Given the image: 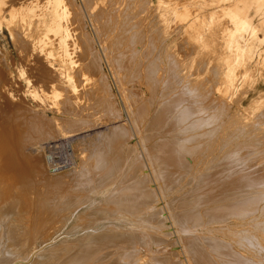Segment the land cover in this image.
Masks as SVG:
<instances>
[{
  "label": "rangeland",
  "instance_id": "obj_1",
  "mask_svg": "<svg viewBox=\"0 0 264 264\" xmlns=\"http://www.w3.org/2000/svg\"><path fill=\"white\" fill-rule=\"evenodd\" d=\"M19 1L0 0V125L29 171L9 186L43 208L78 196L47 241L91 236V264H264V0ZM33 40L53 75L28 67ZM24 101L34 119L8 120Z\"/></svg>",
  "mask_w": 264,
  "mask_h": 264
},
{
  "label": "bare ground",
  "instance_id": "obj_2",
  "mask_svg": "<svg viewBox=\"0 0 264 264\" xmlns=\"http://www.w3.org/2000/svg\"><path fill=\"white\" fill-rule=\"evenodd\" d=\"M11 1V0H10ZM23 1V6L25 7V10L27 9L29 12L31 10V8L33 7V5H30L31 3L27 4L29 1L31 0H22ZM34 1V0H33ZM36 1V0H35ZM34 1V2H35ZM39 1V0H38ZM13 2V1H12ZM15 2V0H14ZM20 1L18 0V3ZM32 2V1H31ZM41 2V1H40ZM44 2V1H43ZM48 2V1H47ZM51 2V1H50ZM16 3V2H15ZM33 3V2H32ZM36 3V2H35ZM42 3V2H41ZM59 3V2H58ZM63 3V2H62ZM34 4V3H33ZM46 4V3H45ZM48 4V3H47ZM60 4V3H59ZM199 4V3H198ZM11 6V3L9 4ZM17 5V4H16ZM53 5V4H52ZM56 5V4H55ZM204 5V4H203ZM13 6H14V3H13ZM32 6V7H31ZM36 6V5H35ZM9 7V6H8ZM24 7H19L20 10L21 8L23 9ZM37 7V6H36ZM47 7V6H46ZM56 7V6H55ZM16 8V6H15ZM61 8V7H60ZM11 9V8H10ZM30 9V10H29ZM33 9V8H32ZM35 9V7H34ZM39 9V8H38ZM15 10V9H14ZM5 12L6 9H4ZM3 11V12H4ZM13 10H11L12 12ZM33 11V10H31ZM14 12V11H13ZM16 12V11H15ZM14 12V13H15ZM24 12H27V11H23ZM62 12V11H61ZM10 13V12H9ZM20 12H18V15H19ZM22 13V12H21ZM28 13V12H27ZM56 14V13H55ZM0 15H2L0 13ZM12 17H13V14H11ZM25 15V14H24ZM35 16V15H34ZM58 16V15H56ZM15 17V15H14ZM19 17V16H18ZM2 18V16H1ZM9 18V17H8ZM17 17H15L16 19ZM25 18V17H24ZM114 18V17H113ZM237 18V17H236ZM13 19V18H12ZM44 19V18H42ZM14 20V19H13ZM12 20V21H13ZM4 21V20H3ZM11 22V19L8 20ZM19 21V23H21L22 21L17 20ZM5 22V21H4ZM7 22V21H6ZM5 22V23H6ZM9 23V24H10ZM23 23V22H22ZM22 23L21 25L19 24V26H22ZM14 24H15V21H14ZM18 24V23H17ZM69 24V23H68ZM8 25V23H7ZM9 26V25H8ZM24 26V25H23ZM28 26V25H26ZM25 26V27H26ZM30 26V25H29ZM38 26V24H37ZM39 26H43L44 25H39ZM47 26V25H46ZM13 27V26H12ZM16 27V24L14 26V28ZM58 27V26H57ZM64 27V26H63ZM239 27V26H238ZM8 28V27H7ZM27 28V27H26ZM31 28V26H30ZM40 28V27H39ZM245 28V27H244ZM16 29V28H15ZM21 29H23V27H21ZM28 29V28H27ZM34 27L31 29L33 30ZM36 29V28H35ZM43 29V28H42ZM47 29V28H46ZM9 30V29H8ZM10 31V30H9ZM13 31V30H12ZM17 31V30H16ZM22 31V30H21ZM26 31V29L24 30ZM30 30L28 29V31L26 32V34H28ZM35 30H33V33H34ZM240 31V29H239ZM244 31V30H243ZM18 32V31H17ZM31 32V31H30ZM45 33V30L42 31ZM11 33V31H10ZM14 33V32H13ZM36 33V32H35ZM41 33V32H39ZM24 34V33H23ZM11 35V34H10ZM21 35H22V32H21ZM33 35V34H32ZM35 35V34H34ZM38 35V34H37ZM36 35V36H37ZM43 35V34H42ZM41 35V37H42ZM16 36V33L14 35V38ZM27 36V35H26ZM35 36V37H36ZM45 36V35H44ZM190 36V35H189ZM12 37V35H11ZM24 38V36H22ZM34 37V36H33ZM27 38V37H26ZM38 38H40L38 36ZM20 39V38H19ZM43 38H40L38 41L39 43L41 42L42 43V40ZM46 39L45 41H47V37L45 36ZM17 40V39H16ZM32 40V39H31ZM36 40V39H34ZM34 40L32 41L33 43H31L29 41V43H27L28 45H26L27 47V61H28V64H30V62H41L39 63V65L41 67H38V68H41L40 70H42V72H45L46 71L48 72L47 74H49V67H50V62H43L44 60L48 59L50 56H48V49H47V53L45 51H43L42 47H40L39 45H36ZM36 41V43H38ZM66 41V40H65ZM44 42V41H43ZM49 42V40L47 41ZM52 42V41H51ZM50 42V43H51ZM228 42V41H227ZM18 43V42H17ZM40 43V44H41ZM46 44L44 45L45 48L47 47H50L52 44ZM57 43V42H56ZM15 44V42H14ZM17 45V44H16ZM43 46V47H44ZM47 46V47H46ZM55 47V46H54ZM68 47V46H66ZM58 48V47H57ZM56 49V48H55ZM60 49V48H59ZM46 50V49H45ZM50 51H51V48H50ZM22 52V51H21ZM55 52V51H54ZM60 52V51H58ZM52 53V52H51ZM125 53V52H124ZM26 54V53H25ZM22 55V54H21ZM53 55V54H52ZM56 55V54H55ZM24 56V54H23ZM46 56L48 58H46ZM140 56V55H139ZM69 58V57H68ZM52 59V58H51ZM56 59V58H55ZM21 60V59H20ZM23 61V60H22ZM21 61V63H22ZM26 61V62H27ZM52 61V60H51ZM56 61V60H55ZM25 62V61H23ZM11 65L13 64L12 61L10 63ZM32 65V63L28 66L30 67ZM37 65V64H36ZM36 65L33 67L35 68ZM0 66H3L4 69L8 70V67L6 65V62H4V54H2L0 52ZM21 66V65H20ZM27 66V65H26ZM38 66V65H37ZM17 67V66H16ZM22 67L23 64H22ZM31 67V68H32ZM27 68V67H25ZM37 68V67H36ZM42 68H44L46 71H44ZM10 69V68H9ZM16 68H14L15 70ZM30 69V68H29ZM56 68H54L55 70ZM114 69V68H113ZM50 70H52L54 72V70L50 67ZM5 71V70H4ZM58 71V70H57ZM12 72V71H11ZM10 72V73H11ZM52 72H50L49 76L50 75H53V73L51 74ZM3 76V75H2ZM42 76V74H41ZM10 74H6L2 77V80L0 82V106H2V102L3 100H6L7 98V93L8 91L6 90V82L7 80L9 79ZM44 77V76H43ZM42 77V78H43ZM46 77V76H45ZM44 77V78H45ZM51 77H55V76H51ZM142 77V76H141ZM38 80H40V75H38V77H36ZM46 78H49V77H46ZM12 79V78H11ZM54 79V78H53ZM70 79V78H69ZM18 80V78H17ZM29 80H31L29 78ZM56 80V78H55ZM10 82V80H9ZM35 82V81H34ZM49 82V81H48ZM55 82V81H54ZM61 82V81H60ZM66 82H70L68 80H66ZM72 82V81H71ZM11 83V82H10ZM7 82V85L9 87V84ZM31 83V82H30ZM36 83H37V80H36ZM44 83V82H42ZM62 83V82H61ZM26 84V83H25ZM41 84V83H40ZM56 85V84H55ZM12 86V84H11ZM31 86V85H30ZM220 86V84H219ZM11 88V87H10ZM10 88H7V89H10ZM13 88V87H12ZM31 88H34L31 86ZM43 88V87H42ZM40 89V88H39ZM13 90V89H12ZM26 90V89H25ZM32 90V89H31ZM7 91V92H6ZM10 91V90H9ZM37 91V90H36ZM41 91V89H40ZM53 91V90H52ZM56 91V90H54ZM196 92V91H195ZM7 94V95H6ZM10 94V93H9ZM12 94V93H11ZM10 94V95H11ZM21 94V93H20ZM49 94V93H48ZM14 95V94H13ZM23 95V94H22ZM33 95V94H32ZM36 94L34 93V96ZM46 95V94H45ZM203 95V94H202ZM205 95V94H204ZM48 96V95H47ZM60 96V95H59ZM9 97V96H8ZM29 97V96H28ZM36 97V96H35ZM55 97V95H54ZM15 98V97H14ZM46 98V97H45ZM37 100H38V96H37ZM74 100V99H73ZM8 101V100H6ZM21 101V99H20ZM26 101V100H25ZM24 101V102H25ZM77 101H78V98H77ZM163 101V100H162ZM27 102V101H26ZM23 104L24 107L22 108V111L23 113L20 114V115H12L11 117H8V120H14V119H18V118H22L23 121L25 120H28V119H34L33 115L30 114V112H28V110L30 111V108L29 106L26 104ZM33 102H35L33 100ZM195 102V101H194ZM21 103V102H20ZM36 103V102H35ZM42 104V103H41ZM22 105V103H21ZM22 105V106H23ZM43 105V104H42ZM36 106V105H35ZM55 106V105H54ZM48 107V106H47ZM174 108V107H173ZM179 108V107H178ZM6 109L5 113H7L9 116L11 114H14L12 113L10 107H6L4 108ZM66 109V108H65ZM202 109V108H201ZM207 109V107H206ZM13 110V109H12ZM204 110V109H203ZM3 110H1L2 112ZM209 111V110H207ZM41 112V111H40ZM153 112V111H152ZM191 112V110H190ZM198 112V111H197ZM28 114V115H27ZM41 114V113H40ZM45 114V113H44ZM164 115V114H163ZM39 116V115H38ZM6 117V116H5ZM2 119L4 120V118H1L0 121H2ZM3 122V121H2ZM9 122V121H8ZM26 122V121H25ZM185 122V121H184ZM10 123V122H9ZM12 123V122H11ZM1 124V123H0ZM19 127H17L16 125L14 127H12V129L9 131V132H6V128H4L2 125H0V143L2 144V141H5L6 143H8L11 147H13V151L12 153H14V159L13 158H6L5 156L7 155V151L4 150L2 147H0V223H5V238H4V244H3V247H2V251H1V255L4 259V261H13L15 258V260H22L24 259L26 256H28L29 254H31L32 252H34L35 250H37L38 248H40L41 246H43L44 244H46L50 239L52 240V238H50L48 241H47V238L50 236V235H53V233L55 234V231L58 229V227L60 225H62L65 221V219L67 217H62L60 219V216H58V212L55 214V211L54 209L56 207H58L57 209L59 210V207L60 206H63L65 204H69L70 201L71 202H75L76 199H78L77 197L78 196H72V199H67V200H62L61 197H59V199L55 200L54 201V205L56 206L55 208L51 207H48L47 208H43L39 205H42V199H37L38 196H37V192L34 191L31 195V197L33 198H27L26 196L22 195L20 192H17V191H12L13 189L10 188L9 186V182H14L15 183V180L14 178H19V177H13V173L14 171L17 172L18 168L19 167H22L23 169H25L27 172L29 171L28 167H27V164L25 162V160L22 158V155L18 154V152H16V146H17V141H16V137L18 136V132H19ZM21 135V134H20ZM167 135V134H166ZM21 137L19 136L18 140L20 139ZM0 144V145H1ZM143 144H144V141H143ZM2 146H6L5 145H2ZM11 156V155H10ZM5 157V158H4ZM16 158V159H15ZM15 161V162H14ZM13 162V163H12ZM15 168V170H11L10 167ZM14 165V166H13ZM11 167V168H12ZM19 172V171H18ZM17 172V173H18ZM111 172V169H107V170H104V171H101L99 173H96L94 174V176L96 177V179H100L101 177H104V176H107L109 173ZM90 174V173H89ZM118 174V173H117ZM120 174V173H119ZM15 175V174H14ZM19 175V174H18ZM17 175V176H18ZM16 176V175H15ZM20 176V175H19ZM92 176V175H91ZM83 177V176H82ZM89 177V176H88ZM93 177V176H92ZM116 177V175H115ZM114 177V179H112L111 181V184L113 185L114 180L116 179ZM119 177V176H118ZM21 179V178H20ZM88 179V178H87ZM84 180V179H83ZM82 180V181H83ZM86 180V179H85ZM93 180V178H92ZM17 182L15 183L16 185H18L17 183L19 182V179L16 180ZM90 181V179H89ZM94 181V180H93ZM92 181V182H93ZM11 182V183H12ZM27 183V182H26ZM25 183V184H26ZM82 183V182H81ZM88 183V181H87ZM21 184V183H19ZM118 184V183H117ZM30 184H28L29 186ZM111 185V186H112ZM19 186V185H18ZM26 188L27 185H25ZM25 186L22 185V187L24 188ZM31 186V185H30ZM87 185H85L86 187ZM89 186V185H88ZM110 186V187H111ZM76 188V187H75ZM78 188V187H77ZM25 189V188H24ZM32 189V187H31ZM30 189V190H31ZM48 189H46L47 191ZM75 190V189H74ZM116 191V190H115ZM13 192V193H12ZM75 194L77 193V189L76 191H74ZM73 192V193H74ZM79 192V190H78ZM140 193V192H139ZM29 194V193H28ZM89 196V195H88ZM82 197V196H81ZM149 197V196H148ZM46 198V197H45ZM63 198V197H62ZM65 198V197H64ZM67 198V197H66ZM90 198V197H89ZM122 198V197H121ZM121 198H119L121 200ZM144 198V197H143ZM146 198V197H145ZM55 199V198H54ZM118 200V199H117ZM117 200H116V203H117ZM118 200V201H120ZM123 200V198H122ZM147 200V199H146ZM46 201V200H45ZM69 201V202H68ZM66 202V203H65ZM115 202V201H113ZM113 202H111L112 206H114L115 204H113ZM124 202V200H123ZM44 203V201H43ZM71 203V204H73ZM119 204H122L121 201L119 202ZM47 205V203L45 204ZM78 205V204H77ZM110 205V204H109ZM125 205V204H124ZM80 205H78V208H79ZM116 206V205H115ZM129 206V205H128ZM132 206V205H131ZM41 207V208H40ZM77 207V206H76ZM118 207V206H117ZM123 207H127V206H123ZM133 207V206H132ZM129 206V208H127L126 210L127 211H124V213H120L119 216L121 219H127V220H130L131 217L134 218V216H132V214H130L129 210L130 208H132ZM66 208H68V206H66ZM63 209V207H62ZM73 207L70 209L71 212L74 210H72ZM76 209V208H75ZM64 210V209H63ZM69 210V211H70ZM94 211V209H91ZM113 210V209H112ZM125 210V209H124ZM175 210V209H174ZM92 211V213H93ZM96 211V210H95ZM117 211H119L117 209ZM40 212V213H39ZM66 212V211H65ZM108 212V211H107ZM111 212V210H110ZM113 212V211H112ZM129 212V213H128ZM43 213V214H42ZM69 213V212H68ZM90 212L88 211L87 214H89ZM109 213V212H108ZM119 213V212H118ZM84 215V213H82ZM113 214V215H112ZM117 214V212H116ZM68 215V214H67ZM81 216L77 219V222H79V226L80 228L83 227V228H89V226H91V223L94 222V219L95 218H98L96 216H91L89 214V216ZM93 215V214H92ZM64 216V215H63ZM112 216H115V209H114V213H111V215L107 214L106 216V220L107 219H110L112 218ZM91 218L93 219L89 225L88 221L91 220ZM132 219V218H131ZM187 220V219H186ZM116 221V220H115ZM96 222V221H95ZM183 223V222H182ZM56 224V226H55ZM96 224V223H95ZM58 225V226H57ZM89 225V226H88ZM133 226V225H132ZM54 228V230H52ZM79 228V227H78ZM91 228V227H90ZM52 230V231H51ZM84 233V232H83ZM98 235V234H97ZM113 235V234H111ZM131 235V234H130ZM81 236V235H80ZM75 237V239H62V240H56L54 243L46 246L45 248L41 249L40 251L36 252L31 261H30V264H91L92 260L88 261L86 259L90 258V255L93 257V255L91 253H93V251H95L93 249V245H92V240L91 239V236H83V237ZM50 240V241H51ZM54 241V240H53ZM59 241V242H58ZM38 243V244H37ZM89 246L91 248H89ZM95 246V245H94ZM101 245L97 246L98 248L100 247ZM95 247V248H97ZM4 248V249H3ZM102 248V246H101ZM93 249V250H91ZM97 250V249H96ZM92 251V252H91ZM99 251H101L99 249ZM97 253V252H96ZM100 253V252H99ZM98 253V254H99ZM94 254V253H93ZM39 255V256H38ZM42 255H45L44 258H42L41 256ZM47 255V256H46ZM100 256V255H99ZM91 257V258H92ZM94 259H95V256H94Z\"/></svg>",
  "mask_w": 264,
  "mask_h": 264
},
{
  "label": "water",
  "instance_id": "obj_3",
  "mask_svg": "<svg viewBox=\"0 0 264 264\" xmlns=\"http://www.w3.org/2000/svg\"><path fill=\"white\" fill-rule=\"evenodd\" d=\"M4 238H5V223H0V264H28L36 252L40 251L41 249L55 242L53 240L47 242L46 244H44L43 246H41L40 248L29 254L27 257H25L22 260L4 261L1 255L2 247L4 244Z\"/></svg>",
  "mask_w": 264,
  "mask_h": 264
}]
</instances>
